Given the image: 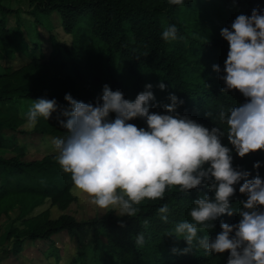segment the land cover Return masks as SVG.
<instances>
[{
	"label": "trees",
	"instance_id": "1",
	"mask_svg": "<svg viewBox=\"0 0 264 264\" xmlns=\"http://www.w3.org/2000/svg\"><path fill=\"white\" fill-rule=\"evenodd\" d=\"M222 1L226 8H236V16H250L253 9L264 10V0ZM27 2L31 6L28 13L35 28L37 24L43 26L42 17L55 14L62 31L74 38L71 45L66 46L58 43L49 32L52 47L49 54L46 57L35 55L27 50L33 49L35 43L25 42L24 35L28 37L25 27L23 31L17 19L13 27L7 26L6 16L15 10L0 4V59L11 58L16 50L25 52L28 57L27 62L9 71L0 68V104L16 99L27 104L45 98L55 99L58 106L48 120L39 117L29 131L18 128L27 123L30 107L24 109L22 116L0 110V217L6 219L4 240L10 242L8 248L0 249V263L10 259L9 264H12L25 251L33 253V261L47 264H87L88 261L89 264H226L227 251L210 254L194 247L187 254L172 253L173 247L183 249L186 244L183 239L177 241L165 235L176 222L191 220L192 201L205 194L212 195L206 186H198L188 193L172 188L166 191L163 199L143 201L135 217H117L114 212L97 209L91 203L88 204L92 207L90 210L84 199L78 200L70 175L63 173L56 162L55 151L26 157L27 143L66 135L57 122L58 117L63 119L60 110L68 107L65 94L77 101L95 103L105 84L113 91L119 89L124 98L131 101L151 83L155 96L151 103L158 107L150 111L163 112L159 105L170 103L167 97L175 94L184 101L177 109L182 115H188L209 129L215 125L226 128V125H220L218 113L244 103L245 98L236 90L221 93L224 83L218 77L223 74L224 61L219 65L221 73L205 77L201 83L189 79L190 73L196 75L199 72L198 60L191 62L185 56L188 50L182 48L185 45L182 43L184 30L175 13L197 0H184L183 5L170 4L169 0ZM164 24L177 27L175 50L169 49L161 38ZM192 38L187 43L194 48L220 47L212 39ZM221 48L226 59L228 45ZM196 50L192 57H202L203 53ZM161 81L166 85L164 90L156 87ZM205 113L212 115L208 118ZM129 122L146 127L144 120L139 118ZM23 136L27 143L21 138ZM222 143L232 147L226 137L222 138ZM232 156L234 168L248 171L249 178L259 173L264 179V151L258 150L241 158L233 150ZM257 161L260 167L255 169L253 164ZM235 188L231 204L238 209L239 202L246 196L239 192V184ZM45 200L49 203L47 208L30 214ZM77 203L80 208L75 211ZM165 203L169 206L167 223L161 221L158 214L159 207ZM239 219L235 212L231 217L217 218L208 235L214 238L220 232L221 221L235 224ZM119 220L126 226L120 227ZM138 233L145 237L142 246L135 244ZM203 234L206 233H198ZM85 250L90 252L87 256ZM62 259L66 262L61 263Z\"/></svg>",
	"mask_w": 264,
	"mask_h": 264
},
{
	"label": "clouds",
	"instance_id": "2",
	"mask_svg": "<svg viewBox=\"0 0 264 264\" xmlns=\"http://www.w3.org/2000/svg\"><path fill=\"white\" fill-rule=\"evenodd\" d=\"M183 5L184 0H169ZM227 41L221 93L238 91L245 102L221 110L217 119L226 128L211 129L177 111L184 101L169 94L170 103L159 105L163 112L150 111L158 107L151 83L134 100L124 98L119 90L105 84L95 103H84L65 94L68 107L60 110L57 122L66 135L51 143L55 159L62 172L70 175L74 187L92 198L100 209L112 211L117 217H135L145 200L163 199L167 190L178 188L181 193L204 185L212 195H202L192 201L191 220L179 221L165 235L186 247H173L172 253L187 254L194 247L210 254L227 251L226 264H264V179L257 173L250 177L245 170L234 168L232 151L243 158L246 154L264 151V10L253 9L251 15H238L230 27L220 31ZM161 38L177 39V27L164 28ZM214 72L221 73L219 65ZM156 87L164 90L163 81ZM55 99L38 98L26 114L27 127L33 128L39 117L48 120L57 111ZM114 114V117L113 115ZM209 118L212 114L205 113ZM144 120L146 127L129 121ZM232 147L222 143L225 138ZM260 162L253 164L258 169ZM246 196L234 209L231 198L235 185ZM237 213L239 222H220L215 237L208 233L214 221ZM169 206L158 209L161 221L168 222ZM125 227L123 220L118 221ZM147 223V221H145ZM204 232L206 234L198 235ZM145 243L143 233L135 244Z\"/></svg>",
	"mask_w": 264,
	"mask_h": 264
},
{
	"label": "rangeland",
	"instance_id": "3",
	"mask_svg": "<svg viewBox=\"0 0 264 264\" xmlns=\"http://www.w3.org/2000/svg\"><path fill=\"white\" fill-rule=\"evenodd\" d=\"M0 4L3 7H7L15 10L14 13L7 14L6 16L7 26L13 27L16 24V19H17L19 24L21 25V29L23 30V27H25L27 31L28 37L24 35V38L26 37L25 42L29 43L28 41L30 40L31 42L35 43L33 49L31 50L30 48L27 49L29 52H32L35 55L46 57L52 48L48 36L49 32L54 35L58 43L64 44L66 46L71 45L74 36L62 31L59 25V20L55 16V14H50L49 17L47 18L42 17L41 22L43 26L37 24L35 28L34 23L31 20L32 19L31 15L28 13V11L31 10V6L28 4L27 0H2ZM228 8H232V7L226 8V5L223 3L222 0H199V1L197 0V2H195L192 6L181 7L176 11L175 13L176 20L184 30V40L182 41V43L185 45L182 46V48L188 50L185 56H187V60L191 62H193V60L194 61L198 60L197 64L199 67L198 68L199 72L196 75H191L190 73L189 74L190 80L201 83L205 77L213 76L216 73L212 69V66L214 64L220 65L221 63H223V61H225V51L221 48V46H224V44L226 45L228 44L227 41H225L221 37L220 31L224 27H230L231 23L237 17L236 15L238 13V11L235 10L236 8L234 6L232 10ZM192 37L199 39L200 41H203L204 39H212L213 41H217L220 47L217 46V47H213L212 49L211 48L205 49L202 46L196 47L203 53V55L206 54H211V55L207 57L201 54L202 57H198V56L192 57L194 53H197L196 48H194L193 46L187 43ZM176 40L167 42V44L169 45V49L175 50ZM221 41L224 44H222ZM27 61H28V57L25 55V52L16 50L11 58L8 59L5 57L0 59V68L5 71H9L12 68H15ZM31 104L32 103L30 102L25 104L23 100L16 99L8 103L0 104V110L22 116L24 109L25 108L28 109L31 106ZM18 129H24L26 131H29L31 128L27 127V123H23L21 126H19ZM21 138L27 143V138H24V136ZM52 139L53 138L51 137H44L40 141H36L35 144L27 143L28 150L26 153L27 155L26 157L27 158L39 157L43 152L55 151L54 146L51 143ZM74 193L79 197L78 200L86 201L85 202L86 208L90 207L91 210L92 207L88 205L91 203L93 207L100 209L92 202V198L89 197L87 194L78 191L76 188H74ZM48 205H49L48 201L45 200L44 203H42L40 206L34 208L30 214L39 213L40 211L47 208ZM77 208H80V205L78 203L76 206H74L75 211H77ZM5 220H6L5 218L0 217V232H1L0 249L1 247L8 248L10 246V242L4 240L3 225L6 222ZM89 253H90L89 251L85 250L86 256ZM8 260L2 261L0 264H9L10 261ZM33 260H35L33 257V253L24 251L22 252L20 257L12 264H45L46 263V262L41 263L37 260L36 261ZM65 262H66L65 259L61 260V263H65ZM87 264H89V261Z\"/></svg>",
	"mask_w": 264,
	"mask_h": 264
}]
</instances>
